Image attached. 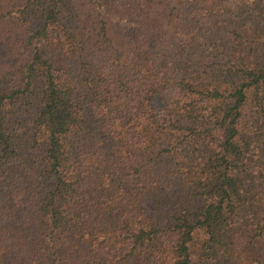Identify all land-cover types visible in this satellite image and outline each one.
Instances as JSON below:
<instances>
[{"label": "trees", "instance_id": "1", "mask_svg": "<svg viewBox=\"0 0 264 264\" xmlns=\"http://www.w3.org/2000/svg\"><path fill=\"white\" fill-rule=\"evenodd\" d=\"M0 264H264V0H0Z\"/></svg>", "mask_w": 264, "mask_h": 264}]
</instances>
